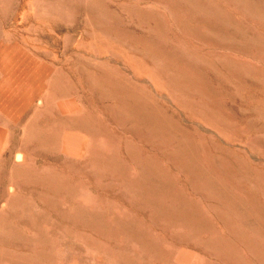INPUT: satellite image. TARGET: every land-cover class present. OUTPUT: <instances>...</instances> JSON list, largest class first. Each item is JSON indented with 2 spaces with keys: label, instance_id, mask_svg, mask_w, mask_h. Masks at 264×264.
<instances>
[{
  "label": "rangeland",
  "instance_id": "1",
  "mask_svg": "<svg viewBox=\"0 0 264 264\" xmlns=\"http://www.w3.org/2000/svg\"><path fill=\"white\" fill-rule=\"evenodd\" d=\"M88 1L0 0V264H264V87L238 84L244 70L264 78V46L249 37L228 46L202 34L210 27L224 34L223 26H182L169 0H92L90 12ZM211 1L247 36L264 40V21L231 0ZM87 74L97 80L92 88ZM105 87L145 95L190 131L187 146L194 144L199 163L225 170L198 183L157 148L159 139L112 123ZM81 119L105 131L78 129ZM171 143L178 150L180 142ZM128 145L158 163L155 178L181 191L199 220L162 219L159 201L179 204L150 192L149 174L126 158ZM110 156L140 183H126L114 166L95 174L90 161Z\"/></svg>",
  "mask_w": 264,
  "mask_h": 264
},
{
  "label": "bare ground",
  "instance_id": "2",
  "mask_svg": "<svg viewBox=\"0 0 264 264\" xmlns=\"http://www.w3.org/2000/svg\"><path fill=\"white\" fill-rule=\"evenodd\" d=\"M87 1V0H86ZM170 2H166V5L169 8V11L171 12V14L175 17L174 19L177 20V22L181 23L182 26H223V28L225 29L224 34H221V31H219L218 29L214 28V27H210V29H206L202 31V34H204L205 36H209L210 37H217L219 40H223L222 42H224L226 45H230L232 46V44L237 43L236 41L238 40H246L247 41L249 39H251V41H255L258 44L257 45H261L264 46V40L256 35L254 36H247L245 31L240 30V28H238L234 21L229 18L228 15H226L223 12V9L220 7L219 4H216L214 2H212L211 0H169ZM230 1V0H229ZM232 2H234L236 5L240 6L241 8H243L245 11H249L251 13H253V15L259 19H261L260 22L264 21V0H231ZM147 2V0H146ZM84 8L90 12L91 10H94V3L92 0L88 1L87 3H85ZM101 8V9H100ZM99 9L101 11L104 12H108L106 11V7L105 6H100ZM99 11V10H95L94 12ZM146 12V11H145ZM186 12V13H185ZM115 13V12H114ZM139 14H141L140 12H138ZM184 13L191 16V18H193V22H190L188 18H185ZM146 14V13H145ZM116 15V14H114ZM117 19H118V14L116 15ZM93 18V17H92ZM94 19V18H93ZM93 19H89L88 21H90L91 23H95L96 20ZM257 19V20H259ZM98 22V21H97ZM96 22V23H97ZM101 23V22H100ZM90 24V23H89ZM262 24V23H261ZM95 25V24H94ZM103 26V24H102ZM242 26V25H241ZM196 31H198V29L196 28ZM198 33H201L198 32ZM123 37L125 38L126 41L128 40H133V37L131 36L130 33L126 32L125 34H123ZM221 42V43H222ZM240 42V41H239ZM238 42V43H239ZM245 42V41H244ZM212 43V42H211ZM214 43V42H213ZM250 43V42H249ZM256 44V43H255ZM254 44V45H255ZM223 45V43H222ZM243 45V44H241ZM224 46V45H223ZM221 47V46H220ZM240 47V45H239ZM225 47H223L224 49ZM229 48V47H228ZM227 48V50H228ZM232 48V47H231ZM242 48V47H241ZM259 48V47H257ZM256 48V49H257ZM226 49V48H225ZM233 49V48H232ZM149 51V50H148ZM165 51V50H164ZM259 51V50H257ZM150 52V51H149ZM172 52V51H171ZM143 53L146 56V40L143 41ZM168 53V52H167ZM174 54V53H173ZM154 56V55H153ZM158 56V55H155ZM172 56V55H171ZM154 58V57H153ZM157 58V57H156ZM172 58V57H170ZM176 58V57H175ZM203 58V57H202ZM205 59V58H204ZM183 60V59H182ZM206 60V59H205ZM223 60V58H222ZM221 60V61H222ZM184 62V61H182ZM226 62V61H225ZM175 63V62H174ZM178 63V62H177ZM189 63V62H188ZM203 63V62H202ZM223 62L219 63L220 65ZM209 67L212 71V73L215 76H219L221 74V71H219V68L216 64H213L212 62H208ZM177 64H175L176 66ZM181 65V62H180ZM183 65V63H182ZM186 65V64H185ZM184 65V66H185ZM189 65H187L186 67H188ZM208 66V65H207ZM161 66H159L160 68ZM222 67V66H221ZM238 67V66H237ZM183 68V67H182ZM196 69L198 67H195ZM233 69L234 67L231 64L226 63V69ZM247 68V67H246ZM181 69V67H180ZM188 71L190 70V68H187ZM243 69V68H242ZM255 69V68H254ZM194 70V69H192ZM201 70V69H199ZM204 70V69H203ZM250 70V69H249ZM161 71H163L161 69ZM182 71V70H181ZM205 71V70H204ZM210 71V72H211ZM243 71V70H242ZM252 71V70H251ZM250 71V72H251ZM192 72V71H191ZM223 72V71H222ZM232 72V71H231ZM237 72V71H235ZM253 72V71H252ZM165 73V72H164ZM170 73V72H167ZM194 73V72H193ZM198 73V72H197ZM205 74V72H203ZM90 74V73H89ZM87 74L86 75V81L90 84V87L92 88L93 86L96 85L97 80L95 79V77L93 78L91 75ZM171 74V73H170ZM203 74V75H204ZM233 74V72L231 73ZM236 74V73H235ZM254 74V73H253ZM169 75V74H168ZM199 75V74H198ZM206 75V74H205ZM204 75V76H205ZM209 74L207 73L206 76H208ZM212 75V74H211ZM209 75V76H211ZM240 75V73H239ZM238 75V76H239ZM255 75V74H254ZM251 75L247 70H244V76H246V79H243L239 82L238 84H241V87L247 83L248 81H252V83L257 82V84H259L260 86L264 87V78L259 79L257 76ZM202 77V75H201ZM213 77V76H211ZM215 78V77H214ZM226 78V77H225ZM225 78H223L225 80ZM232 78V77H231ZM236 78V77H235ZM206 80V79H205ZM230 80V79H229ZM250 81V82H251ZM203 82V81H202ZM225 82V81H224ZM224 82H222L224 84ZM228 82V81H226ZM221 83V86H223ZM230 83V82H229ZM181 84V83H180ZM188 84V83H187ZM228 84V83H227ZM232 84V83H231ZM228 85V86H231ZM235 85V83H234ZM227 85H225L226 87ZM228 86L227 89H225L226 91L228 90ZM183 87V86H182ZM209 87V85H208ZM224 87V86H223ZM246 87V86H245ZM259 87V86H258ZM191 88V87H190ZM205 88V87H204ZM241 89V88H239ZM238 89V90H239ZM245 89V88H243ZM214 90V89H213ZM193 91V90H192ZM261 91V90H260ZM191 92V91H190ZM216 92V90H215ZM230 92V91H229ZM200 93V92H199ZM214 93V92H213ZM219 93V92H218ZM198 94V93H197ZM202 94V93H201ZM102 95L103 97L101 99H105L113 101V104L111 102V105L109 106V108H106L107 111H110V117L112 121V123L116 122V125L122 126L126 131L130 132V134L132 133H136V129H143V131L145 132V134L142 136L141 140L144 141H148V142H152V141H156V139H159L157 142V148L161 149L162 151H164V153L166 154V157L169 158V160H174L176 161L174 164L182 167L183 169H186L188 171V173L198 182H202L203 184H207L210 180H215L217 177V174H219V176L221 175V168H223L225 170V166L224 164H220V165H215V164H211L210 167L205 168L201 163H199L198 160V153L196 152H192L193 148L191 149L190 147H194V144H190L187 146V139L191 138V133L188 129L184 128L183 126L180 125V123L178 121H176V119L168 114L166 111H164L161 107H152L149 106L147 104L146 101V97L145 95L142 96L141 94L139 95L138 91L133 89V90H125V91H120L118 89V91H113L108 87H105L102 90ZM199 95V94H198ZM201 96V95H200ZM204 96V95H203ZM206 97V96H204ZM264 97V96H262ZM207 98V97H206ZM224 98H228L225 97ZM235 99V97H233ZM209 99V98H208ZM216 99V98H215ZM233 100V99H232ZM264 100V99H263ZM228 101V100H227ZM210 102V100H209ZM212 102V101H211ZM110 103V102H109ZM216 102H213V105H215ZM231 103V101H230ZM228 103V105L230 104ZM211 104V103H210ZM217 104V103H216ZM107 105H104V107H106ZM217 106V105H216ZM234 106V103L233 105ZM108 107V106H107ZM235 107V106H234ZM228 108H230L228 106ZM109 109V110H108ZM232 109V107H231ZM234 109V108H233ZM230 110V109H229ZM240 110V109H238ZM218 111V110H217ZM232 111V110H231ZM221 112V111H220ZM224 114V113H223ZM252 121H254L252 119ZM82 124L80 125V128L78 129H82L84 131H86L87 133H90L91 135H95L99 132H104L105 129L102 125L101 122L97 123V121L93 120V122L90 123L89 120L87 119H81ZM253 124V123H252ZM254 125V124H253ZM194 128V127H193ZM196 128V127H195ZM197 129V128H196ZM195 129V130H196ZM257 129V128H256ZM194 130V131H195ZM124 131V130H123ZM125 131V132H126ZM197 131V130H196ZM127 132V133H128ZM143 132H141L142 135ZM194 133V132H193ZM192 133V134H193ZM139 134V133H138ZM195 134V133H194ZM100 135V133H99ZM140 135V134H139ZM140 135V137H141ZM135 136V135H134ZM196 136V135H195ZM201 137L204 136L200 135ZM199 136V137H200ZM205 136L208 138V136L205 134ZM139 137V138H140ZM199 137L197 138V140L199 139ZM98 138V137H97ZM138 138V137H137ZM138 138V139H139ZM155 138V139H154ZM259 138V137H258ZM177 139L180 143H179V148L174 149L173 151L170 150L169 145H171L173 142V140ZM201 139V138H200ZM204 140V137H203ZM143 141V142H144ZM253 141V140H252ZM198 142V141H197ZM196 142V143H197ZM201 142V141H200ZM145 145L147 146V143L144 142ZM203 143V141H202ZM205 143V142H204ZM210 143V142H208ZM175 144V143H174ZM198 144V143H197ZM206 144V143H205ZM211 144V143H210ZM224 144V143H223ZM149 145H153V144H149ZM221 145V144H220ZM156 146V145H155ZM208 146V145H207ZM212 146V145H211ZM222 146V145H221ZM232 146V145H231ZM72 147V146H71ZM129 149L128 152H126V158L130 159V161H136V163L138 165H140L141 167H143L146 171L147 174H149V177L146 178V180L143 181V183H146V187H148L150 189V192H152V194H156L157 198L158 197H166L165 199L167 200V198H170L171 202L174 201L177 205L179 204L178 209L175 208H171L170 206L165 205L163 202L159 201L157 203V207L159 209V214L163 217H166L168 220H173V219H181L182 217L184 218L183 220H189V219H193L197 218L199 220V213L198 211L196 212V210H194L195 208H192L191 202H188V200H186L182 194L181 191H179L177 188L173 187L172 185L169 186L168 184L161 182L159 179L155 178L156 174H159V165L157 163V165L149 160V157L143 158V157H137L134 153V149H132L133 147H130L128 145ZM127 147V148H128ZM152 147V146H151ZM150 147V148H151ZM173 147V146H172ZM155 148V147H154ZM212 148V147H211ZM226 148V147H225ZM241 148V147H240ZM208 150L210 148H207ZM228 149V148H227ZM161 150H157L156 151H161ZM190 150V151H188ZM207 150V151H208ZM246 150V149H245ZM206 150L204 149V152ZM206 151V152H207ZM215 151V150H214ZM212 150V152H214ZM155 152V151H154ZM192 152V153H191ZM205 152V153H206ZM233 152V151H232ZM237 152V151H236ZM211 155V152H208ZM229 153V152H228ZM219 156V155H218ZM222 156V155H221ZM237 156V155H236ZM97 157V156H96ZM206 157L210 158L209 155H207ZM106 158V157H105ZM90 159V158H89ZM228 160V159H227ZM234 160V159H233ZM89 160H87L88 162ZM260 161V160H259ZM85 163L83 165L86 164V161H84ZM232 162V161H230ZM91 167L93 169V171H95V174L98 170H100L101 168L103 169V165L104 166H109V167H115L118 171H119V177L124 178L127 182L126 183H130L133 185H136L139 182V180H134L131 177H127V164L124 162L123 159H120L116 156H110V158L108 157L107 159H92L90 161ZM234 165V164H233ZM89 167V166H88ZM86 168V167H85ZM228 168V167H227ZM86 170V169H85ZM104 170V169H103ZM111 170V169H109ZM181 170V169H180ZM182 171V170H181ZM183 172V171H182ZM230 172V171H229ZM98 173V172H97ZM110 173V172H109ZM112 174V172H111ZM115 174V172H114ZM117 174V173H116ZM117 177V178H119ZM154 177V178H153ZM131 178V179H130ZM121 179V178H119ZM138 179V178H137ZM192 179V178H191ZM223 179V178H222ZM103 180V179H102ZM122 180V179H121ZM201 180V181H200ZM226 180V178H225ZM236 181V180H235ZM125 183V182H124ZM135 187V186H134ZM209 190H213V191H217V187H210L208 186ZM134 194V193H133ZM132 194V195H133ZM150 194V193H149ZM136 196V195H135ZM134 196V197H135ZM150 196V195H149ZM124 197V196H123ZM126 197V196H125ZM122 198V197H121ZM129 198V197H128ZM127 199V198H126ZM173 202V203H174ZM181 204H180V203ZM153 203V202H152ZM233 204L236 205V207H238V205H241V202H235V200L233 201ZM150 206V205H146ZM152 206V205H151ZM234 206V205H233ZM149 208V207H148ZM151 209V208H150ZM155 209V207H154ZM153 209V210H154ZM68 211H66L67 213ZM151 212V211H150ZM153 213V212H152ZM150 213V214H152ZM69 214V213H68ZM149 214V216H150ZM154 215V214H152ZM201 218V217H200ZM152 219V218H151ZM150 219V220H151ZM157 220V219H156ZM165 221V219H163ZM201 220V219H200ZM200 222V221H199ZM192 223V222H191ZM168 224V223H167ZM177 224V223H176ZM158 228V227H157ZM187 229V228H186ZM100 231V229H99ZM179 241V240H178ZM240 243V242H239ZM150 253V252H149ZM233 253V252H232ZM152 254V253H151ZM218 257V256H217Z\"/></svg>",
  "mask_w": 264,
  "mask_h": 264
}]
</instances>
